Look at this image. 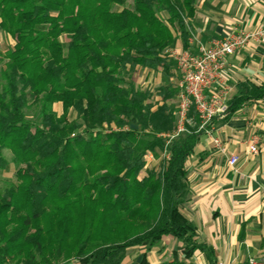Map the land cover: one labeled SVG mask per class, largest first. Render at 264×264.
Returning a JSON list of instances; mask_svg holds the SVG:
<instances>
[{"label": "trees", "instance_id": "trees-1", "mask_svg": "<svg viewBox=\"0 0 264 264\" xmlns=\"http://www.w3.org/2000/svg\"><path fill=\"white\" fill-rule=\"evenodd\" d=\"M196 4L0 0V30L14 41L0 85V169L5 150L18 167L0 193V264H123L129 250L167 237L182 250L158 264H189L197 253L215 264L182 211L198 114L171 139L178 88L144 91L126 78L140 68L174 75L167 52L177 37L189 46ZM249 102L264 107V85L239 84L227 117ZM149 156L159 166L142 177Z\"/></svg>", "mask_w": 264, "mask_h": 264}, {"label": "crops", "instance_id": "crops-1", "mask_svg": "<svg viewBox=\"0 0 264 264\" xmlns=\"http://www.w3.org/2000/svg\"><path fill=\"white\" fill-rule=\"evenodd\" d=\"M190 27L189 46L184 48L177 37V43L167 52L175 64L173 76H167L162 70L142 68L137 74L166 76L165 83L159 77L161 83L158 81L157 88L168 84L178 88L181 75L174 55L197 52L198 44L208 47L232 34L264 29V0H197ZM222 79L218 89L224 91L228 107L238 94L239 84L263 86L264 43H251L230 57ZM227 116L228 112L225 118H215L210 127L229 154L239 156L240 162L236 169L231 168L227 158L199 126L198 143L187 161L189 195L182 211L197 228L199 241L212 250L215 264L222 261L251 264L250 260L264 264V107L261 103L249 102ZM251 144L257 145V153L250 152ZM135 249L138 254H127L123 264H141L145 256L150 264L169 261L174 252H181L182 245L175 238L167 237L152 250L144 247L131 250ZM188 263L211 264L203 253H197Z\"/></svg>", "mask_w": 264, "mask_h": 264}, {"label": "built area", "instance_id": "built-area-1", "mask_svg": "<svg viewBox=\"0 0 264 264\" xmlns=\"http://www.w3.org/2000/svg\"><path fill=\"white\" fill-rule=\"evenodd\" d=\"M251 43H264V29L255 33L232 34L210 46L198 44V51H186L174 55L181 79L178 84L177 131L176 136L188 132L187 126L195 124L189 118L194 108L200 120V129L210 136L215 147L227 158L228 165L236 169L239 156L230 155L221 140L213 135L211 124L217 117L225 118L228 106L225 93L218 86L222 84V74L228 59L244 50ZM251 153H257L256 144H251ZM169 158L167 154L164 155ZM148 159H153L149 156ZM251 264L254 261L250 260ZM218 264H231L226 261Z\"/></svg>", "mask_w": 264, "mask_h": 264}, {"label": "rangeland", "instance_id": "rangeland-1", "mask_svg": "<svg viewBox=\"0 0 264 264\" xmlns=\"http://www.w3.org/2000/svg\"><path fill=\"white\" fill-rule=\"evenodd\" d=\"M134 4V0H127V7L128 8H132ZM63 41L65 43L68 42V38L64 37ZM177 43V40L176 42ZM14 46V41L11 39V37L7 36L5 33H3L0 30V85H4V80L2 78V73L4 70L7 69V53L13 48ZM162 75L159 76L155 75V76H151V75H146V74H142V75H138L137 73L135 75H133L132 77L126 76L127 78V82H134L135 85L144 91H154L157 89V84H159L158 81H160L161 79H159V77H161ZM178 78V77H177ZM163 82H167L166 76H162ZM161 83V81H160ZM158 99H156L157 101ZM175 106L176 108L178 107V102L177 100L175 101ZM54 110L58 115H61L63 112V108L61 104H57L54 106ZM27 117L30 120L33 121H38L39 120V109L37 107H33L31 106L27 111H26ZM75 118V114L72 113L70 116V119L73 120ZM115 130V129H113ZM4 157L8 163V168L6 169H0V193H3L6 189H8L10 186L14 185L17 183L16 181V172H17V165L14 161V157L13 154L10 150H5L4 151ZM147 167L146 169L143 171L142 173V177L146 176L147 173L153 169L159 166V161L155 160V159H147ZM137 252H139L137 249L135 250H130L128 252L129 256H133L138 254ZM59 264H78L74 257L70 258V259H65L63 260L61 263Z\"/></svg>", "mask_w": 264, "mask_h": 264}]
</instances>
